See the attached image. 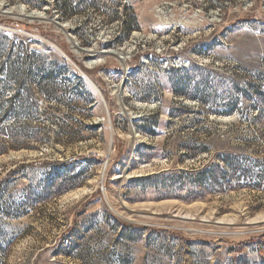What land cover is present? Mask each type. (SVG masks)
<instances>
[{
    "label": "rangeland",
    "instance_id": "1",
    "mask_svg": "<svg viewBox=\"0 0 264 264\" xmlns=\"http://www.w3.org/2000/svg\"><path fill=\"white\" fill-rule=\"evenodd\" d=\"M20 50L54 53L92 101L7 120L28 137L0 150V179L21 167L0 264H264V0H0V58ZM224 159L229 188L181 173ZM55 169L80 183L39 199Z\"/></svg>",
    "mask_w": 264,
    "mask_h": 264
},
{
    "label": "trees",
    "instance_id": "2",
    "mask_svg": "<svg viewBox=\"0 0 264 264\" xmlns=\"http://www.w3.org/2000/svg\"><path fill=\"white\" fill-rule=\"evenodd\" d=\"M40 8V4L32 5ZM124 24V22H123ZM28 25V24H26ZM124 25L125 31L131 30L134 26ZM4 59V60H3ZM0 58V150L7 149L11 146H22L26 144L23 137H28L27 132L22 131L17 127H12L6 124L7 120L15 121L19 116H30L36 111L38 101L44 104H58L60 106L69 107L70 105L88 106L91 103V98L86 96L82 90L79 82H72L65 78L66 71L64 65H61L60 59L52 52L44 54L36 51L20 50L18 53H13L5 58ZM250 93L255 95V102H250V110L254 114V120H259L263 114L264 107V81L248 85ZM85 95V96H84ZM208 98H211L208 96ZM241 103V102H240ZM240 103H231L225 112H218L209 108L205 110L206 114L230 115L233 112H244ZM202 110L203 103L199 102ZM257 107V108H255ZM183 109H186L182 106ZM42 110V114H47V110ZM264 120V117L262 118ZM3 153V152H0ZM228 167L225 169L219 168L218 164L211 167L208 166L198 169L196 171L181 172L188 177H193L192 185L196 188H203L205 186L218 187L221 189L229 188L231 175L225 170L235 171L234 164L227 161ZM52 165H59V163H50ZM21 167H17L6 173V177L0 179V199L4 196L6 183ZM242 177L251 180L256 177L248 170H244ZM240 176V177H241ZM260 177V176H258ZM261 178V177H260ZM80 181L77 177L73 181L63 182L59 169H55V175L46 179L41 185L37 186V196L41 198H49L61 195L69 189L78 185ZM23 206L15 207L13 209L2 210L7 216H16L25 211Z\"/></svg>",
    "mask_w": 264,
    "mask_h": 264
},
{
    "label": "water",
    "instance_id": "3",
    "mask_svg": "<svg viewBox=\"0 0 264 264\" xmlns=\"http://www.w3.org/2000/svg\"><path fill=\"white\" fill-rule=\"evenodd\" d=\"M29 15H33V16L37 17V15H39V14L37 12L32 11L30 13H27V16H29Z\"/></svg>",
    "mask_w": 264,
    "mask_h": 264
},
{
    "label": "bare ground",
    "instance_id": "4",
    "mask_svg": "<svg viewBox=\"0 0 264 264\" xmlns=\"http://www.w3.org/2000/svg\"><path fill=\"white\" fill-rule=\"evenodd\" d=\"M26 16H27V14H26ZM27 17L35 18V16H33V15H29V16H27ZM37 17H38V15H37Z\"/></svg>",
    "mask_w": 264,
    "mask_h": 264
}]
</instances>
